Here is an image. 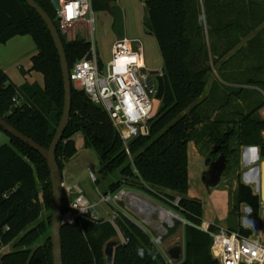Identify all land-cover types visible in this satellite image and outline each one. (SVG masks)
I'll use <instances>...</instances> for the list:
<instances>
[{"label":"trees","instance_id":"trees-1","mask_svg":"<svg viewBox=\"0 0 264 264\" xmlns=\"http://www.w3.org/2000/svg\"><path fill=\"white\" fill-rule=\"evenodd\" d=\"M34 1L54 21L72 70L91 44L80 37L68 40L61 33L51 0ZM113 2L92 0V10L109 12L114 32L123 37V12ZM144 4V25L157 39L164 81L149 134L130 143L131 158L107 112L73 85L71 119L57 149L58 164L64 175L67 163L78 154L74 137L81 134L84 148L93 151L101 165L102 179L96 184L101 185L106 175L115 179L105 194L130 187L169 203L188 222L180 264H219L211 253V236L197 228L204 222V204L188 196L189 144L194 141L214 160L219 155L212 151L220 146L229 160L227 174L240 168L243 147L259 148L264 158V0H145ZM22 36L32 37L37 45L31 71L43 76V85L25 83L19 88L0 70V117L50 149L65 105L59 52L34 9L22 0H0V45ZM215 73L219 80L208 93L209 78ZM259 92L263 100L256 102ZM233 102L240 109H234ZM230 109L234 118L228 119ZM0 131L6 133L1 127ZM6 134L11 142L0 147V251L9 246L12 250L0 254V264H54V198L48 164L29 145ZM238 179V204L260 217L261 197L239 174ZM69 212L64 191V217ZM231 230L252 234L241 224ZM120 234L124 242L115 249L113 264H171L154 239L126 216L114 224L94 220L91 214L62 227L64 264H109L106 246Z\"/></svg>","mask_w":264,"mask_h":264},{"label":"rangeland","instance_id":"rangeland-1","mask_svg":"<svg viewBox=\"0 0 264 264\" xmlns=\"http://www.w3.org/2000/svg\"><path fill=\"white\" fill-rule=\"evenodd\" d=\"M114 1L115 2H113L112 5L115 6L116 2H119L124 11L123 25L120 33L128 39L140 40L145 49V62L147 68L153 72H162L163 57L159 49L157 39L144 25L146 17V8L144 5L145 0ZM94 18L95 24L93 37L95 39L100 58L106 64L112 58L113 46L119 35L118 32H114L113 30V17L109 12H94ZM82 27L74 29L64 35L68 40H74L77 37H80L90 42V38L88 37V27L86 25ZM4 50H6V52ZM37 51V45L30 36L16 37L7 44L0 45V59L2 61L10 62L16 59L9 66L6 72L13 84L17 87L20 88L26 82H38L40 85H43V76L38 72L31 71V58L37 53ZM218 80L219 77L216 73L214 76L209 78L208 93L210 92L213 83ZM262 95L263 93H256L255 101H262L264 96ZM97 104L101 105L99 102H97ZM234 104L235 102H233V105ZM235 105L234 109H240L239 103ZM159 106L160 103L158 104L157 111ZM232 109L226 113L228 119L234 118L231 113ZM75 140L77 141L79 152L66 167L68 178L64 180V183H67L68 185L78 184V187L84 192L88 201L92 204V206H94L93 214L98 216L100 218L99 220L105 219L116 221L119 216H126L154 239L158 248L166 256V258L167 251L169 249L174 246L184 244V225L188 222L183 220L181 215L174 210L169 203L167 204L147 193L134 190L130 187H124L116 194H120L122 191H125L127 194L133 193L138 196V198L151 203L156 211L151 212L149 216L145 214L141 215L139 208L133 206L130 202L131 196L129 197V195L124 196L121 200H117L112 204L102 203L101 198L105 195V190H107L108 184L111 181H115V179L113 175H106L107 178L102 180L101 185H97L92 180L90 174L93 173L95 175L97 182L102 179V175L100 174L101 165L98 157L93 151L84 148L83 137L81 134L76 135ZM233 143L234 141L232 144ZM5 145H10V137L6 133L0 131V147ZM204 153H208V151L206 152L205 150ZM207 160L208 159H206L202 165L200 163L196 164L195 159H193L189 189L190 196L201 200L204 203V222H218L229 216L228 222H222L224 225L223 227L226 228V226L231 224L232 227L236 228L240 225V222H244L246 219L258 221L259 218L251 212L252 210L250 211L249 206L245 204L239 205L237 202L236 189L240 179H238V174L241 175L242 173L241 168L232 170V173L229 174L225 173L222 183L218 187L207 188L203 182L204 172H202V167L206 166ZM234 171L235 174L233 173ZM160 212L165 213L164 219L161 218ZM262 214L264 215V209L262 210ZM66 221H68V219H66ZM178 221H181V225L176 224ZM261 222L264 232V223L263 221ZM197 228H202V225L197 226ZM257 235L258 233L255 232V236ZM42 242L43 241L41 240L37 245L39 246ZM112 242L120 245L124 242V238L120 234L108 244ZM11 250L12 246H9L3 250L2 253H6Z\"/></svg>","mask_w":264,"mask_h":264},{"label":"built area","instance_id":"built-area-1","mask_svg":"<svg viewBox=\"0 0 264 264\" xmlns=\"http://www.w3.org/2000/svg\"><path fill=\"white\" fill-rule=\"evenodd\" d=\"M56 16L62 34L85 25L88 27L91 49L70 70L71 82L77 89L86 92L95 103L101 104L119 132L127 154L132 158L130 143L138 137L149 134V122L156 116L158 104L161 103L157 95L158 77L162 76V72L149 70L146 66L142 42L127 37L115 41L112 58L108 63L102 61L93 37L95 18L92 0H60V9ZM14 102L18 103L16 99ZM90 176L96 183L95 175L91 173ZM64 191L70 206V212L66 216L68 222L72 223L76 218L87 217L89 214L94 220L100 219L93 214L94 206L79 187L67 186L64 183ZM132 194H127L125 191L120 194H105L101 202L112 204ZM260 205L262 211L264 202L261 201ZM112 222L115 224L116 221ZM214 226L217 230L211 231ZM260 227L257 236L248 226L243 228L251 231V235L215 224L204 227L203 223L200 229L211 236V253L219 264H264L262 224Z\"/></svg>","mask_w":264,"mask_h":264},{"label":"water","instance_id":"water-1","mask_svg":"<svg viewBox=\"0 0 264 264\" xmlns=\"http://www.w3.org/2000/svg\"><path fill=\"white\" fill-rule=\"evenodd\" d=\"M27 3L32 9H34L47 25L51 36L55 42L56 48L59 52L62 64V71L64 77L65 88V105L63 116L57 130L56 136L51 144L50 149L41 147L38 143L20 133L6 120L0 117V127L14 138L22 141L24 144L29 145L32 149L38 152L47 162L51 173V184L53 189V212H52V227H51V241L53 249V261L54 264H64L63 262V248H62V227L68 223L66 217H64V176L61 172L60 165L57 160V149L60 142L63 140L66 130L70 124L73 98H72V82L70 79V66L67 60L65 47L61 38V35L50 16L36 3L34 0H22ZM51 3L56 11L60 9V0H51ZM91 38L90 35H88ZM158 95L157 99L162 100L164 95V81L163 77H158ZM147 133V132H146ZM220 157L213 161L212 158H208L206 166L208 171L204 173L203 182L207 188L218 187L223 180V176L228 169L229 160L221 153V147L217 146L213 149L212 155H218ZM261 200L264 202V163L262 166V178H261ZM119 246L118 243H110L106 246L105 254L107 256L109 264H113L115 249ZM185 257L184 244L172 247L167 251V258L171 264H180Z\"/></svg>","mask_w":264,"mask_h":264},{"label":"crops","instance_id":"crops-1","mask_svg":"<svg viewBox=\"0 0 264 264\" xmlns=\"http://www.w3.org/2000/svg\"><path fill=\"white\" fill-rule=\"evenodd\" d=\"M116 5L124 13L122 5L119 2H116ZM120 38H125V36L124 35H123V37H119L118 36L116 38V40L120 39ZM4 51L6 52V50H4ZM15 60L7 62V61H2L0 59V70H3V71L6 72V70L9 68V66ZM7 63H9V64H7ZM26 83H29V82H26ZM261 115L264 117V111L261 112ZM74 140H75V137H74ZM10 142H11V139H10ZM75 142L77 143L76 140H75ZM83 145H84V140H83ZM77 147H78V145H77ZM78 152H79V147H78ZM241 155H242L241 156V166H240L241 171H242V173H241V181L244 184L250 186L253 189V191H254V193L256 195L261 196V178H262V166H263V163H264V158L261 156L260 149L257 148V147H243L242 151H241ZM193 159H195L196 164L200 163L202 165H203V162L206 159H208L207 156H206V153H202L199 150V148L197 147V145H196V143L194 141L190 142V144H189V180L191 179V169H192ZM67 165H68V163H67ZM67 165H66V167H67ZM66 167H65V171H64V175H63L64 176V180H66V178H68V174L66 172ZM202 172H204V173L207 172V166H203L202 167ZM65 184L67 186L78 187L77 183L73 184V185L72 184L68 185L67 183H65ZM188 196L190 198H192V199H195L194 197L190 196V190H189ZM258 218H259L258 221H256V220L255 221L254 220H244V222H240V224L242 226H248L249 228H251L253 230V232H257L261 228L260 227L261 224H262L261 221H263V223H264V215L262 214V211H261V216L258 217ZM223 221L224 222H228L229 221V216L226 217V219H223L222 221H218V222L217 221H212V222L206 221V222H203V223H204V227H207V225H210V224H215V225H217L219 227H223L224 226L223 223H222ZM226 228L232 229L234 227H232L231 224H229L228 226H226ZM6 248H8V247H6ZM6 248L5 247L2 248V251L5 250Z\"/></svg>","mask_w":264,"mask_h":264},{"label":"bare ground","instance_id":"bare-ground-1","mask_svg":"<svg viewBox=\"0 0 264 264\" xmlns=\"http://www.w3.org/2000/svg\"><path fill=\"white\" fill-rule=\"evenodd\" d=\"M131 203L133 204V206L139 208V212L141 213V215L145 214V215L149 216V214H151V212L156 211V209L153 207V205L151 203L146 202V200H144V199L138 198V196H136L134 194L131 195ZM160 215H161V218H163V219L165 218L164 212H160ZM169 223H171V222H169Z\"/></svg>","mask_w":264,"mask_h":264},{"label":"flooded vegetation","instance_id":"flooded-vegetation-1","mask_svg":"<svg viewBox=\"0 0 264 264\" xmlns=\"http://www.w3.org/2000/svg\"><path fill=\"white\" fill-rule=\"evenodd\" d=\"M218 155H219V156H218V158H219V157H220V153H219ZM212 160L215 161L213 158H212ZM207 171H208V168H207Z\"/></svg>","mask_w":264,"mask_h":264}]
</instances>
